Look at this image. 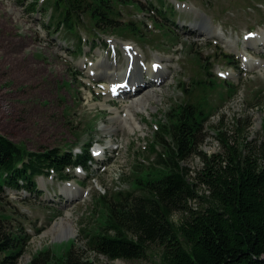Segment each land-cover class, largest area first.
<instances>
[{"label":"rangeland","instance_id":"obj_1","mask_svg":"<svg viewBox=\"0 0 264 264\" xmlns=\"http://www.w3.org/2000/svg\"><path fill=\"white\" fill-rule=\"evenodd\" d=\"M53 1L0 0V133L31 150L72 144L78 153L90 143L96 154H101L89 162L91 166L85 167L82 174H77L76 167L68 169V180L38 178L41 193L7 189L0 202V212L9 217L6 224L13 229L25 228L30 234L15 264H30L45 250L60 256L72 244L86 248L82 228L90 231L102 224L104 216L99 208V213L95 212L97 197L129 187L124 174L133 172L135 157L144 155L139 150L145 148L171 105L185 99L184 83L194 76H206L202 65L209 64V77L218 88L211 92L215 108L205 123L207 134L201 149L209 154L220 150L215 128L230 127L236 118L244 124L249 121L245 130L248 140L264 139V64L247 68L242 59L245 55L264 61V50L257 51L248 41L250 34L264 33V0H163L162 4L160 0H119L116 29L101 25L89 32L92 24L85 15L79 27L86 39L84 52L78 51L76 36L68 35L65 26L51 23ZM178 21L188 26L178 27ZM125 23L131 25L130 32L121 30ZM194 23L214 28V36L203 33L201 28L194 29ZM132 26L139 27L142 38L135 36ZM248 29L255 32L249 33ZM127 42L138 50L130 56H140L135 71L142 70L141 76L129 78L139 79L135 85L152 83L154 77L144 71L152 69L154 61H161L168 74L164 79L162 67L157 70L156 76L161 78L159 84L153 82L157 94L147 110L137 112L139 123L132 128L123 124L118 129V114L101 103L107 99L123 115L125 98L112 100L115 96L109 94L110 86H98L101 81L112 83L102 76L103 68L96 65L106 67L115 60L116 72L127 73L134 65V61L128 63ZM95 45L91 50L90 46ZM112 45L116 46L114 52ZM226 53L229 57L224 56ZM94 69L92 76L89 71ZM219 72H229L228 77L222 78ZM216 76L220 78L218 82ZM222 79L236 84L232 97L226 93L227 84ZM146 80L149 82H142ZM100 159L105 164H100ZM201 161L195 154L184 164L196 169ZM68 188L77 191L69 200L63 191ZM66 209L72 211L77 234L53 235L49 230ZM182 217L183 213L176 212L173 219L178 222ZM87 254L99 264H154L158 260V252L134 260H110L92 251Z\"/></svg>","mask_w":264,"mask_h":264},{"label":"trees","instance_id":"obj_2","mask_svg":"<svg viewBox=\"0 0 264 264\" xmlns=\"http://www.w3.org/2000/svg\"><path fill=\"white\" fill-rule=\"evenodd\" d=\"M116 5L117 0L53 2L58 25L76 36L80 50L85 43L78 26L85 15L96 26L116 29ZM130 26L120 28L130 32ZM203 68L204 79L184 83L185 99L171 105L139 150L144 155L135 157L133 172L124 174L129 187L97 197L95 212L99 208L104 216L101 225L82 228L86 248L72 244L60 256L41 251L30 264H99L89 251L110 260L158 252L154 264H264V139L248 140L249 121L236 118L230 127L216 126L220 150L209 154L201 149L211 114L210 92L218 86L209 77V65ZM72 146L31 150L0 133V202L6 188L40 193L38 176L54 173L68 179L67 169L88 167L93 160L89 143L78 153ZM195 154L202 159L196 169L184 164ZM176 212L183 213L181 221H174ZM6 220L8 215L0 212V264H15L30 235L24 228H10Z\"/></svg>","mask_w":264,"mask_h":264},{"label":"bare ground","instance_id":"obj_3","mask_svg":"<svg viewBox=\"0 0 264 264\" xmlns=\"http://www.w3.org/2000/svg\"><path fill=\"white\" fill-rule=\"evenodd\" d=\"M195 27L197 29L201 28L202 32L207 34L208 36H214L215 30L212 27L210 28V27L204 26L202 23H198V26H197L194 23L193 28L196 29ZM246 38H247V36H246ZM248 41H249L250 45L253 46L257 51L264 50V33L262 35L260 33H257V34L252 33L249 35ZM129 51L133 52V54H135L137 50H136L135 46H133V47L129 48ZM252 59L253 58L250 59L249 56L244 59L245 66L247 68H254V67L256 68V67L263 66L264 61L262 59H260V58H257L254 60H252ZM139 60H140L139 55L138 56L132 55L131 61H134V65L130 66L131 71L133 70L132 73H128V71H126L127 73L123 72L122 74H121V72H116L115 69H117L118 65H117L115 60L108 63L106 67H104L101 64L96 65L97 67L103 68V70L101 71V73H103L102 76L107 78L110 81V83H112L114 81L116 83H121L119 85V87L123 88V89H125L126 86H131L130 91L126 92L123 95L118 94V97L125 98V102L123 103V106H122L123 111H125L123 115L121 114L120 108L112 105L109 102H107L106 101L107 99H105V101H103L101 103L102 106L108 107L109 109L113 110L114 112H116L118 114L119 118L121 119L120 122L118 123V126H117L118 129H122L123 124L124 125L129 124V127L132 128L133 124L139 123L138 117H137V114H138L137 112H139L140 110H147L148 106L152 105L151 99L154 98L157 94L156 93V87H155L156 85H154L153 82L152 83H145L141 86H138V90L136 88H134L133 86H137V85H135V83L139 79H136L135 81H131V84L128 83L125 86L122 85L123 82L127 81V80H125V78L128 76L131 79L133 77L139 78L141 76L142 70L140 71V73L135 71V69H137V67H138ZM153 63H155V61ZM152 64H151V66H152ZM167 70L168 69L166 67H165V69H163V67H162V73L164 74V79H165V76L168 74ZM144 72L149 73L148 74L149 76L158 77V76H156L157 73H154L153 69H150L149 71H144ZM127 74H131V75H127ZM137 74H140V75H137ZM121 79L123 81L119 82ZM160 79L161 78H158L157 80L159 81ZM140 82H141V79H140ZM102 86H106V87L110 86L109 94L112 95L114 92L111 89L113 86L117 87V84L116 85H113V84L110 85L106 82H103ZM139 89H140V91H139ZM137 95H139V96H137ZM112 128H114V127L112 126ZM99 149H101V148H99ZM102 149H104V148H102ZM63 191L66 194V196L69 197L68 200L71 199L72 196L76 195V192H77V191L76 192L72 191L71 188L64 189ZM71 215H72V211L70 209H66L65 215L61 216L59 221H57L55 223V225L49 231L52 232L53 235L57 234L58 236L59 235H61V236H65V235L66 236H75L77 234V228H76L73 220L71 219Z\"/></svg>","mask_w":264,"mask_h":264}]
</instances>
